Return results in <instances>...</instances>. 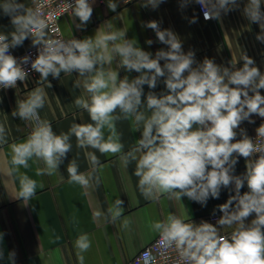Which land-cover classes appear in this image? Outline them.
I'll return each instance as SVG.
<instances>
[{
    "label": "clouds",
    "instance_id": "9594fccd",
    "mask_svg": "<svg viewBox=\"0 0 264 264\" xmlns=\"http://www.w3.org/2000/svg\"><path fill=\"white\" fill-rule=\"evenodd\" d=\"M165 0H145L144 7L156 9ZM200 5L205 20H219L239 7L238 0H194ZM94 0H75L68 3L72 16L78 18V29L86 27L93 15ZM193 0H181L184 9ZM264 0H248L243 8L244 16L257 23L261 32L256 39L264 43ZM117 0H107V7L115 12ZM3 14L10 17L14 31L0 34V89L16 88L17 82L28 78L23 67L31 63V70L40 74L39 83L48 82L49 76L59 78L61 73H78L74 87L84 94L74 100L75 106L88 113L90 123H72L67 132L57 134L51 123L42 119L39 110L47 100L45 87H35L26 99L17 101L13 117L29 121L33 127L23 142L11 144L8 176L19 181V190L13 198L29 202L37 190V181L21 173L29 168V161L42 162L36 174L56 175L67 154L72 151L71 138L76 139L78 149H95L100 154H119L125 166L135 162L134 175L145 199L181 201L182 197L206 206L209 198L218 199L222 188L234 191L227 201L218 205L222 216L213 225L206 221L199 224L189 216L169 213L163 220L149 221L151 232L159 234L158 246L164 251L174 249L183 264H264V123L256 129L255 140L240 125L254 123L253 115L264 118V74L255 61L242 53V67L217 65L205 58L197 64L194 52L183 51L182 42L170 29H161L153 20L142 26L152 29L158 41L167 45L153 54L142 50L134 39H126V31L105 23L94 37L84 39H57L49 35V23L39 7H26L18 0H3ZM196 23L195 14L189 20ZM31 38L38 46L34 60L24 56L19 60L10 49L22 46ZM151 45L153 41L147 40ZM118 67L139 75L129 79L119 77ZM163 61V65L161 64ZM197 64L196 67H193ZM161 78L166 92L155 89ZM26 86V85H25ZM131 120L134 131L141 132L133 147L124 152L117 122ZM239 129V133L237 132ZM240 139H237V136ZM8 130L0 123V145L8 142ZM256 154H259L258 158ZM89 171L80 172L76 158L67 164L68 184H76L87 190L99 185L102 168L99 157L93 151H85ZM246 161V172L235 175L238 158ZM64 182V176H58ZM247 185L248 191L241 194ZM41 188L43 185H39ZM124 201L116 199L107 209L105 220L115 223L123 215ZM215 211V210H214ZM255 217L250 222V216ZM104 215L93 213L94 219ZM128 220L122 226H128ZM231 228L227 235H220L218 227ZM0 233V244L3 241ZM79 264L91 247L88 234L75 240ZM15 251L8 253L10 264H15ZM4 259L0 247V260ZM155 257L151 250L142 254L143 264H152Z\"/></svg>",
    "mask_w": 264,
    "mask_h": 264
},
{
    "label": "crops",
    "instance_id": "0c3cea01",
    "mask_svg": "<svg viewBox=\"0 0 264 264\" xmlns=\"http://www.w3.org/2000/svg\"><path fill=\"white\" fill-rule=\"evenodd\" d=\"M3 0H0L2 3ZM26 7H33L36 0H18ZM248 0H238L239 7L227 14H222L219 20H205L202 17L199 5L193 0L186 8L181 9V0H165L158 8L144 7L145 0L126 3L117 0L115 12L107 7V0H94L93 15L86 27L78 29L80 23L72 13L61 19V28L67 39H84L94 37L96 31L104 29L105 23H111L114 28L126 31V39H134L142 50L151 52L153 57L160 49L167 50V45L160 43L152 29L143 27V23L157 21L161 29H170L177 34L182 42L185 53L194 52L197 64L205 58L212 59L217 65L232 68L242 67V53L247 54L255 61V65L264 74V43L256 39L261 29L257 23L250 22L243 14V8ZM264 10V3H262ZM197 17L196 23H190L193 15ZM14 31L10 17L3 14L0 9V34ZM50 35V33H49ZM153 43L148 45L147 40ZM33 47L31 38L26 39L22 46L14 48L22 52ZM163 65V61H161ZM194 64L193 67H196ZM112 67L119 71V77L128 76L132 79L139 75L135 71L127 72L118 67V60ZM78 73L71 75L61 73L59 78L49 76L47 82L39 83L40 74L28 76L26 81L19 82L16 88L0 90V123H5L8 130V142L0 145V233L3 241L0 247L4 251V259L0 264H10L8 253L15 251V264H79L75 240L81 234H88L91 247L82 255L84 264H127L143 248L157 238L159 234L148 228L149 221L163 220L169 213L177 216L188 215L191 221L199 224L201 221L213 225L217 220L213 216H222L218 209L227 201L229 195H234L229 189L222 188L218 199L209 198L206 206L182 197L181 201L169 200L166 196L159 199H145L138 188V177L134 175L135 162L127 166L118 155L100 154L95 149H78L76 139L71 138L72 151L67 154L63 164L59 166L56 175L36 174L38 168H43L42 162L29 161V168H20V172L37 181L36 195L29 201L13 198L19 190V181L14 180L6 173L10 165L11 144L23 142L32 130V123L13 117L11 113L17 107V101L26 99L28 94L38 86L45 87L47 100L39 110L42 119H47L57 134L67 132L74 122L90 123L87 112L78 109L74 100L84 94L81 88H75L74 81ZM161 78L155 89L144 87L145 97L148 91L157 94L166 92ZM26 85V86H25ZM264 95V89H261ZM254 123L244 121L240 128L246 130L249 137L256 134V129L264 123V118L253 115ZM117 130L121 133L124 152L130 150L140 138L141 132L134 131L131 120L117 122ZM239 133V129H237ZM237 139H240L238 134ZM85 151H93L99 157L102 168L98 175L100 184L93 185L87 190L76 184H68L67 164L76 158L80 172L89 171V164L84 156ZM246 172V161L238 158L235 166V175ZM64 176V182H58V176ZM43 185L41 188L39 185ZM248 191L247 185L241 189V194ZM116 199L124 201L123 215L114 224L105 220L107 209ZM215 210V211H214ZM100 211L102 215L98 220L93 213ZM255 217L248 218L247 222ZM128 220V226H122ZM218 230L220 235L232 231L223 227Z\"/></svg>",
    "mask_w": 264,
    "mask_h": 264
},
{
    "label": "built area",
    "instance_id": "2783aa9c",
    "mask_svg": "<svg viewBox=\"0 0 264 264\" xmlns=\"http://www.w3.org/2000/svg\"><path fill=\"white\" fill-rule=\"evenodd\" d=\"M102 1V0H101ZM139 0H124L126 3L136 2ZM75 0H36L34 4L35 7H39L44 14V18L49 23V33L52 38L57 39H67L61 28V19L71 13V10L68 8V3H74ZM91 2V0H90ZM199 9L201 11L202 17L203 11L199 5ZM210 20V19H209ZM10 54L16 57L18 60L24 56H30L31 60H34L38 55V46L29 47L22 52H16L14 49H10ZM26 71H28V76L34 75L37 72L31 70V63L23 66ZM19 81L17 82V84ZM1 90V89H0ZM255 140L256 134L252 136ZM259 154H256L258 158ZM220 216H213V220H218ZM231 232V231H230ZM230 232L225 233L224 235L229 234ZM160 239L159 235L155 240L149 243L145 248H143L136 256H134L127 264H143L142 254L146 250H151L155 259L152 264H183L181 259L179 258L177 252L174 249L164 251L163 255L162 250L158 246V240Z\"/></svg>",
    "mask_w": 264,
    "mask_h": 264
}]
</instances>
